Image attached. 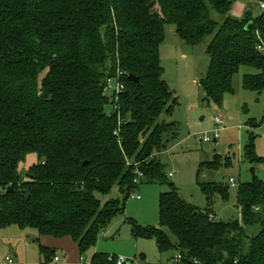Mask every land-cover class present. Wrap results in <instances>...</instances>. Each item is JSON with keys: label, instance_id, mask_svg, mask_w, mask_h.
I'll return each instance as SVG.
<instances>
[{"label": "trees", "instance_id": "trees-1", "mask_svg": "<svg viewBox=\"0 0 264 264\" xmlns=\"http://www.w3.org/2000/svg\"><path fill=\"white\" fill-rule=\"evenodd\" d=\"M233 2L0 0V229L14 225L40 236H68L81 255L124 213V199L138 184L164 179L156 152L176 127L157 119L177 101L162 78L166 24L183 43L205 45L209 61L198 81L204 100L220 106L242 66L254 69L243 75V88L264 91V9L236 18ZM108 79L123 85L111 100ZM29 152L37 160L24 171L20 163ZM244 152L252 164L264 161L252 145ZM136 173L142 176L136 179ZM114 186L123 201L102 204L96 194ZM199 186L209 199L228 198L227 185ZM236 201L239 219L214 220L209 207L186 203L170 184L159 194L158 217L173 239L132 220L131 232L153 238L159 251L175 250L184 262L264 264V181L254 176L238 184ZM38 247L43 263L59 256ZM116 259L91 257L94 264Z\"/></svg>", "mask_w": 264, "mask_h": 264}, {"label": "rangeland", "instance_id": "rangeland-1", "mask_svg": "<svg viewBox=\"0 0 264 264\" xmlns=\"http://www.w3.org/2000/svg\"><path fill=\"white\" fill-rule=\"evenodd\" d=\"M259 7L260 0H234L230 14L241 18L249 10L254 17L261 12ZM159 51L164 70L162 78L177 99L172 110L169 113L162 112L157 119L158 122L174 123L176 127L172 135L162 136L160 143L163 146L156 152L164 179L138 184L124 199V213L116 215L99 233L96 241L81 253L83 260L68 264H94L91 257L95 253L123 257L139 264L173 263L177 255L175 250L159 251L153 238L135 237L131 232L133 222L143 227H159L170 235L158 217L159 194L168 191L170 184L186 203L201 210L209 207L214 220L229 221L240 218L236 201L237 185L251 181L254 176L264 181V161L252 164L244 154L246 145H252L255 154L264 157V124L261 122L264 91L258 93L242 86L243 75L253 73L254 69L240 67L232 78V91L224 94L218 106L204 100V92L198 84L209 61L205 45L190 46L183 43L175 34L174 26L166 24ZM115 85V79L108 83L106 95L109 100L114 99ZM110 109L109 105L105 107L106 112ZM219 112H222L223 124L216 139H213L211 119ZM251 120L255 121L254 128L248 126ZM206 136L210 140L204 141ZM36 160V154L29 152L20 163V168L25 171ZM251 167L254 168V174L250 171ZM230 178H233L234 186L229 183ZM201 182L227 185L228 198L222 200L214 195L209 199L199 186ZM96 196L102 204L108 199L123 201V193L117 186L108 194ZM31 231L14 225L0 229V264H5L6 256L18 264H46L43 263L37 241L29 237H37ZM58 251L55 253L61 255V261L52 260L47 264L64 262L65 255ZM141 255L144 257L140 258Z\"/></svg>", "mask_w": 264, "mask_h": 264}, {"label": "crops", "instance_id": "crops-1", "mask_svg": "<svg viewBox=\"0 0 264 264\" xmlns=\"http://www.w3.org/2000/svg\"><path fill=\"white\" fill-rule=\"evenodd\" d=\"M31 232L37 235L36 238L34 237L31 238V236H29L32 241H37L38 244H41L46 247H50L57 251L59 250L58 252H61L63 255H65V259H63L64 262H61V264H68V262L71 261L80 263L83 260V258L78 252L77 244L73 242L70 237L65 236L61 238H54L48 235L40 236L35 231H31ZM72 250L75 252H73ZM68 253L70 254L69 258H68ZM59 261H61V259H59Z\"/></svg>", "mask_w": 264, "mask_h": 264}, {"label": "built area", "instance_id": "built-area-1", "mask_svg": "<svg viewBox=\"0 0 264 264\" xmlns=\"http://www.w3.org/2000/svg\"><path fill=\"white\" fill-rule=\"evenodd\" d=\"M260 8L264 9V2L261 1L260 2ZM111 80L108 79L107 82L109 83ZM121 89H123V85L121 83H116L115 85V90L116 92H119ZM211 122L213 123L214 126V132H213V139H216L217 137V132H219V130L222 128L221 125L223 124V115L222 112H219L217 115L213 116L211 119ZM204 141H208L210 140L209 136H206L203 138ZM142 176L141 173H136V179H139ZM169 177L171 176V174L168 175ZM136 179H134V182H136ZM229 183L234 186V180L233 178L229 179ZM136 199L139 198L138 195L135 196ZM59 256H56L54 258L55 261H59ZM127 262H130V264H139L133 260H127L123 257H118L116 259V264H126ZM202 264L199 260H193L192 262H184L181 258V256L179 254L175 255L174 259H173V264ZM5 264H18L17 262H15L13 259H11L9 256L5 257Z\"/></svg>", "mask_w": 264, "mask_h": 264}, {"label": "water", "instance_id": "water-1", "mask_svg": "<svg viewBox=\"0 0 264 264\" xmlns=\"http://www.w3.org/2000/svg\"><path fill=\"white\" fill-rule=\"evenodd\" d=\"M150 4H151V5H154V1H152ZM251 25H252V22H249V23L246 25L245 29L249 30L250 27H251ZM128 77H129V79H131V80H138V78L135 77V76L132 75V74H129ZM205 101L209 102L208 99H206ZM213 141H215V140H213ZM250 171H251V173L254 174V168H253V167L250 168ZM8 190H10V188H9ZM143 257H144V255H141L140 258H143ZM126 264H130V262H127Z\"/></svg>", "mask_w": 264, "mask_h": 264}]
</instances>
